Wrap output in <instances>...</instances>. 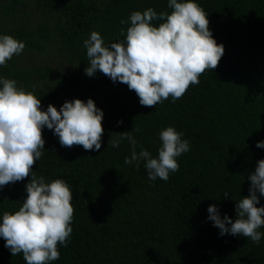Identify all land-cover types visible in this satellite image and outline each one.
<instances>
[{
    "label": "trees",
    "instance_id": "obj_1",
    "mask_svg": "<svg viewBox=\"0 0 264 264\" xmlns=\"http://www.w3.org/2000/svg\"><path fill=\"white\" fill-rule=\"evenodd\" d=\"M196 2L225 53L182 98L149 108L127 85L99 71L84 74L83 41L92 31L106 45L123 41L133 11L151 7L170 14L168 0H0V35L25 43L20 55L0 66V76L34 90L42 110L91 98L104 113L99 151L62 147L53 131L43 130L45 149L33 172L49 183L64 179L75 209L67 247L60 245V259L50 264H264V226L259 244L221 236L207 211L215 204L221 218L235 221L236 202L249 194L248 176L264 159V148L256 147L264 141V0ZM169 126L190 150L177 157L179 171L167 181L149 180L143 161L139 168L124 164L131 154L127 140L117 148L108 144L117 133L138 128L137 152L142 146L157 158L159 133ZM30 179L0 189V222L3 212L22 206ZM4 244L0 238V264H26Z\"/></svg>",
    "mask_w": 264,
    "mask_h": 264
},
{
    "label": "clouds",
    "instance_id": "obj_2",
    "mask_svg": "<svg viewBox=\"0 0 264 264\" xmlns=\"http://www.w3.org/2000/svg\"><path fill=\"white\" fill-rule=\"evenodd\" d=\"M168 12L157 13L149 7L129 16L125 40L106 45L97 31L83 41L88 59L84 74L93 77L97 71L112 82L127 85L139 98L141 106L153 108L171 97L182 98L190 86L199 84L200 76L219 65L225 48L217 43L210 30L208 13L196 0H168ZM153 21H162L158 26ZM126 21L121 20V25ZM121 35H125L121 28ZM25 43L11 35H0V66L14 55H20ZM14 79L0 76V189L31 177L26 184V199L14 213L5 211L0 222V238L12 256L22 254L26 264H50L60 259L59 246L67 247L72 234L75 209L71 203L73 191L64 179L46 182L33 172L45 149L43 130L53 131L62 147L82 146L85 151L101 148L104 135V113L89 98L65 101L57 107L49 104L42 110L41 99L33 91L17 86ZM118 123H122L119 121ZM119 132L108 141L113 148L127 140L131 154L124 164L141 161L148 179L167 181L170 173L179 171L177 157L190 150L189 141L182 133L169 126L159 133L162 146L158 157L140 147L133 133ZM264 148V141L256 144ZM249 194L236 202V219L226 214L221 218L215 204L207 209L208 219L220 230V235L231 234L250 238L259 244L264 226V206L257 207L264 196V159L257 162L248 176ZM259 194V195H258ZM226 192L224 197H228Z\"/></svg>",
    "mask_w": 264,
    "mask_h": 264
}]
</instances>
